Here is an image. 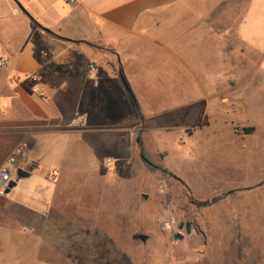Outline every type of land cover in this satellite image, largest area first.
<instances>
[{"label":"rangeland","instance_id":"obj_1","mask_svg":"<svg viewBox=\"0 0 264 264\" xmlns=\"http://www.w3.org/2000/svg\"><path fill=\"white\" fill-rule=\"evenodd\" d=\"M190 1L192 10L171 16L207 24L190 27L193 37L176 28L168 46L178 47L179 57L156 52L144 60L139 101L129 91L121 113L101 126L76 123V165H67L65 176L76 185L62 187L66 209L80 214L76 264H149L156 234L165 241L164 264H264V78L249 74L258 59L233 35L229 20L243 10L226 0ZM206 3L213 8L204 10ZM102 50L106 66L117 71L115 58ZM87 64L89 73L101 63ZM88 77L98 85L96 71ZM173 101L191 104L170 106ZM82 115L77 111L76 119ZM70 155L67 150L63 158ZM49 173L41 165L29 182L41 179L51 194ZM169 216L176 230L191 223L194 232L178 230L184 238L173 240L160 227Z\"/></svg>","mask_w":264,"mask_h":264},{"label":"crops","instance_id":"obj_2","mask_svg":"<svg viewBox=\"0 0 264 264\" xmlns=\"http://www.w3.org/2000/svg\"><path fill=\"white\" fill-rule=\"evenodd\" d=\"M227 1L232 3L230 9L243 10L241 17L229 21L234 38L248 49L250 59H258L250 65L249 74L262 80L264 0H226L223 4ZM193 8L190 0H75L73 4L0 0V58L7 61L6 67L0 66V165L20 142L28 141V153L18 168L30 171L8 194L0 195V264H76L80 214L66 209L68 200L62 190L65 183L76 185V178H65L67 165L71 169L76 165V112L84 114L87 128L98 127L121 113L118 107L128 104L129 91L139 101L136 83L145 77L144 60L156 52L179 57L178 47L168 46L176 28L183 27L191 35L190 27L207 24L204 18L171 16ZM202 8L213 7L206 3ZM224 22L218 20L219 25ZM181 33L177 32L179 39L185 36ZM102 49L115 58L117 71L106 66L109 58ZM223 52L222 47L220 63ZM97 60L101 63L95 68L98 85L92 84L86 68ZM182 69L197 84L202 83L192 67L183 64ZM33 74L39 76L36 83L27 79ZM13 77L17 83L10 82ZM38 86L42 97L34 93ZM186 103L173 101L170 106L191 104ZM67 150L72 155L66 160ZM41 165L51 171L48 178L56 177L51 194L41 179L29 182ZM152 245L149 264H164L163 237L156 234Z\"/></svg>","mask_w":264,"mask_h":264},{"label":"built area","instance_id":"obj_3","mask_svg":"<svg viewBox=\"0 0 264 264\" xmlns=\"http://www.w3.org/2000/svg\"><path fill=\"white\" fill-rule=\"evenodd\" d=\"M69 3H75V0H67ZM0 66L1 67H6L7 66V61L3 58H0ZM91 72H94L95 69L91 65L90 68ZM89 71V74H90ZM95 75L93 74V78ZM27 79H29L32 82H38L39 81V76L37 74L33 75H27ZM18 78L13 77L10 79L11 83H17ZM42 87L38 86L35 90V95L38 97H42ZM86 118L84 116H80L76 119V123L78 125H84ZM29 150V143L28 141H22L20 142L13 150L12 152L8 155L6 160L0 165V195L4 196L5 190L7 189L8 184L14 179L16 171L19 167V163L26 158V155ZM56 177L55 175H51L49 177L50 181H55ZM176 223V218L174 216H169L165 220L160 222V227L164 231H169L170 233L174 234L176 231V228L174 227Z\"/></svg>","mask_w":264,"mask_h":264},{"label":"water","instance_id":"obj_4","mask_svg":"<svg viewBox=\"0 0 264 264\" xmlns=\"http://www.w3.org/2000/svg\"><path fill=\"white\" fill-rule=\"evenodd\" d=\"M18 7L21 9L22 13H24L27 17L32 19L31 16L29 15V13L22 7V5L20 3H18ZM42 29L48 32L47 29H45V28H42ZM29 175H30V171L29 170H24V169L18 168L17 171H16V174H15V179H13L8 184L7 189L5 190V194H8L10 192V190L16 186V183H17V181L19 179L27 178V177H29ZM143 198H146V195H143ZM178 230L179 231L184 230L186 235H191L194 232L195 229L193 228L191 223H185V224L184 223H180L179 226H178ZM141 238L143 240H145L144 236H142ZM183 238H184V236L180 232L174 233L173 236H172L173 240H182Z\"/></svg>","mask_w":264,"mask_h":264},{"label":"bare ground","instance_id":"obj_5","mask_svg":"<svg viewBox=\"0 0 264 264\" xmlns=\"http://www.w3.org/2000/svg\"><path fill=\"white\" fill-rule=\"evenodd\" d=\"M177 243V242H176ZM161 246V245H160ZM168 246V245H167ZM180 246V245H179ZM158 249H157V251H156V254H155V261H157V259H158V253H159V251H160V248H162V246L161 247H157ZM178 248V247H177ZM187 248V247H186ZM187 250V249H186ZM184 251V250H183ZM189 251V250H188ZM184 253V252H183ZM185 254V253H184ZM185 256V255H184ZM161 261V260H160ZM155 263V262H154Z\"/></svg>","mask_w":264,"mask_h":264},{"label":"trees","instance_id":"obj_6","mask_svg":"<svg viewBox=\"0 0 264 264\" xmlns=\"http://www.w3.org/2000/svg\"><path fill=\"white\" fill-rule=\"evenodd\" d=\"M132 98V97H131ZM141 157L147 162V163H150L151 162L149 161V159L147 158L146 154L144 152L141 153Z\"/></svg>","mask_w":264,"mask_h":264}]
</instances>
